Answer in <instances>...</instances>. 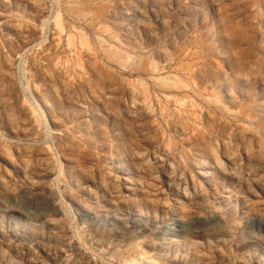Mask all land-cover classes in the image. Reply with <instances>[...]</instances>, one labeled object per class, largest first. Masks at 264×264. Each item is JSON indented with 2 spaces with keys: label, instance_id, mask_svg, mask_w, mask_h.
I'll list each match as a JSON object with an SVG mask.
<instances>
[{
  "label": "rangeland",
  "instance_id": "1",
  "mask_svg": "<svg viewBox=\"0 0 264 264\" xmlns=\"http://www.w3.org/2000/svg\"><path fill=\"white\" fill-rule=\"evenodd\" d=\"M0 264H264V0H0Z\"/></svg>",
  "mask_w": 264,
  "mask_h": 264
}]
</instances>
